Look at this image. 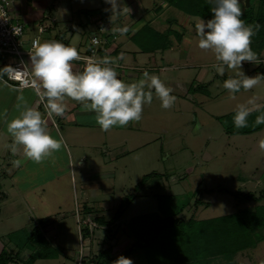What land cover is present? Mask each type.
<instances>
[{"label": "rangeland", "instance_id": "rangeland-1", "mask_svg": "<svg viewBox=\"0 0 264 264\" xmlns=\"http://www.w3.org/2000/svg\"><path fill=\"white\" fill-rule=\"evenodd\" d=\"M242 1L245 2L241 0V4ZM258 1L252 0V4L257 3L255 9ZM163 2L121 0L118 10L123 8L124 12L112 22L111 5L102 0L100 12L93 19L98 22L95 30L85 26L82 35L84 40L89 37V42L93 30L100 36L98 28L106 23L104 6L110 12L111 32L122 28H118L121 21L128 24L131 18H143L146 23L153 22L150 27L164 39L174 34L173 51L143 55L129 40V32L119 33L115 45L122 47L124 62L116 56L111 57L113 66L121 63L126 68L114 69L125 84L138 82L145 71L157 75L176 97L173 106L163 109L153 92L152 103L144 105L141 119L132 121L131 131L86 129L81 137L75 135L71 140L67 137L70 153L59 148L43 162L31 160L25 164V157L16 162V154L6 146L5 155L2 158L0 155V254L3 251L15 254L17 234L24 230L31 233L40 221L48 219L52 223L46 228L40 224L36 226L47 246L55 251L60 249L63 247L61 238L76 246L72 247L70 260L60 255L59 259L44 258L34 264H77L79 249L82 252L78 260L82 264H96L97 257L110 247L109 257L124 256L133 264H148L144 252L125 255L127 244L130 246L131 240L134 244V239H127L123 233L135 218L161 216L160 210L166 209L175 219L204 221L239 210H252L257 205L246 196L264 193V150L259 148L264 131L252 136L230 137L221 120L235 112L240 104H246L252 112L257 110L256 106L258 110L264 108V79L252 89H242L234 95L223 87L226 79L238 78V72L253 77L255 69L261 64L264 67V54L263 60L242 62L241 69H225L220 75L213 67L218 63L214 51L198 47L200 37H194L187 29L188 44L182 45L175 38L176 33L169 29L168 24L179 22L183 15L168 10L155 18L151 10ZM147 10L151 14L145 19ZM108 44L101 46V50L104 51ZM8 59L10 56L0 54V85L1 79L6 77V69L10 68L6 64ZM169 65L177 69L163 72L162 69ZM250 99H254V105L247 104ZM70 163L73 166L69 168ZM41 197L48 204L50 215L38 210L42 205L37 199ZM123 202L125 209L120 221L115 220L109 226L101 228L87 217L75 223L86 209L93 212V218L100 215L110 221ZM197 202L203 205L197 207ZM80 231L87 234L86 238ZM115 233L117 237L114 238ZM82 236L84 249L80 248ZM37 243H43L40 236ZM36 251L40 256L41 249ZM42 252L48 254V250ZM247 253L233 261L264 264V242ZM31 255V250H24L19 259L26 262ZM150 257L153 260L154 255Z\"/></svg>", "mask_w": 264, "mask_h": 264}, {"label": "clouds", "instance_id": "clouds-1", "mask_svg": "<svg viewBox=\"0 0 264 264\" xmlns=\"http://www.w3.org/2000/svg\"><path fill=\"white\" fill-rule=\"evenodd\" d=\"M105 3L111 5L113 22L123 11V8L118 10L121 0H105ZM214 3L211 19L197 23L195 28L200 37L198 47L214 51L218 63L213 67L223 75L225 69H241L242 62L256 61V53L250 47L255 32L251 26H245L241 19V0H214ZM259 27L257 24V30ZM127 30L124 27L118 31L123 34ZM33 48L34 52L29 55L33 75L40 82L37 94L47 101L46 108L50 113L62 115L65 111L62 101L68 97L80 102L85 111L94 112L101 130L108 131L114 126L123 127L131 121H139L144 105L152 103L153 90L163 109L171 108L176 100L170 94L171 89L157 75H150L147 71L138 82L125 84L118 78L114 68L108 66L110 62L107 59H89L84 70L77 73L72 66V62L80 58L76 48L57 41H34ZM237 77L228 78L223 83V87L233 95L241 89H252L261 76L249 77L244 72H238ZM247 104L254 105V99H250ZM18 108H22L19 117L7 124V132L13 137L10 150L15 154L17 145L23 146L27 159L40 162L43 157L58 150L61 143L46 131L38 111L27 105H18ZM252 110L246 104L237 105L233 115L236 129L248 126L247 118ZM260 124H264V113L256 117L255 125ZM259 148L264 150V140L259 141ZM113 264L133 262L120 256Z\"/></svg>", "mask_w": 264, "mask_h": 264}, {"label": "trees", "instance_id": "trees-1", "mask_svg": "<svg viewBox=\"0 0 264 264\" xmlns=\"http://www.w3.org/2000/svg\"><path fill=\"white\" fill-rule=\"evenodd\" d=\"M166 2L184 14L199 17L206 21L211 19V9L215 6L214 0H166ZM255 5L252 4V0H250L248 8L243 4L241 19L245 26H251L255 32L251 38L250 47L256 53L257 61L263 60L261 57L264 54V0L258 1L256 9ZM257 24L260 25L258 30ZM133 42L145 53L165 50L169 46L168 39H164L151 27H146L136 34L133 37ZM7 73L8 69H6L5 75ZM258 75L261 76L260 79H264L262 64L253 71V77ZM234 113L221 120L228 135L246 136L264 129V124L255 125L256 117L264 113V108L251 112L247 118L248 126L241 129H236L233 125ZM262 179L264 182V175ZM246 199L257 203L254 209L239 210L232 215L204 221L175 219V216L169 215L166 209L160 210L161 216L152 214L135 218L128 223V231L123 233L129 239H134V244L126 250L125 255L131 256L137 252H144L148 264H214L218 261L223 264H233V259L238 253L254 249L264 242V193L259 196L250 194L246 196ZM202 204L196 203L197 207ZM124 209L123 202L117 213V218ZM95 224L103 226L106 221L103 218L95 219ZM41 225L46 228V221L40 222ZM39 230L36 228L31 233L27 230L18 233L19 239L14 241L17 252L14 254L3 251L0 254V264H34L35 261L44 258L59 259L60 255L67 258L61 248L55 251V249L47 246ZM36 231L38 232L36 233ZM86 235L84 233L83 236ZM11 236L10 238H12ZM39 236L40 240H43L42 244L37 243ZM36 249H41L40 256L36 255ZM43 249L48 250V254H42ZM111 249L110 247L103 251L97 257L96 264H113L119 257H109L108 254L111 253ZM24 250H31L32 252L30 259L26 262L19 259ZM105 255V260H102ZM152 255H154L153 260L159 258L161 261L154 262L150 257Z\"/></svg>", "mask_w": 264, "mask_h": 264}, {"label": "crops", "instance_id": "crops-1", "mask_svg": "<svg viewBox=\"0 0 264 264\" xmlns=\"http://www.w3.org/2000/svg\"><path fill=\"white\" fill-rule=\"evenodd\" d=\"M243 2L244 1H242L241 9H242L243 4L245 5L246 0L244 3ZM100 3H102V0H14L13 5H12V9H11V14L15 20L22 22L23 25L25 26V36L23 38L25 50H27V51L32 50V42L34 40H38L40 43L57 41V42L65 44L67 46L76 48L78 53H79V56H83L85 54V52L88 50L90 42H89V37L86 38V40H84L85 38L83 37L82 32H83L85 26H92L95 30L98 22L96 23L95 20H93V19H95V16H96L95 14L100 12V10H99ZM168 10H176V9L169 6L168 3L166 2V0H164V2L161 3L160 5H155V7L153 8V10H151V12H153L155 18H158V17H161L162 14ZM102 11H104V13H105L104 17L106 18L105 19L106 23L102 26L108 25L110 27V29L113 28V26L109 23L110 17L108 15V13H110V12L108 10L106 11L105 6H104ZM176 11L179 12L183 16H181V20H179V22L177 21L174 23H169L168 24L169 29H172L174 31L173 33H176L175 38L179 41V44L186 45V44H188L187 43L188 39L185 38V33H186L187 29H190L191 33H193V36L198 38L199 36L196 33L195 25L197 23H200L204 19L199 18V17L189 16V15L184 14L178 10H176ZM123 12L124 11H122V13ZM126 12H128V11L126 10ZM146 12L148 13V15L145 17V19L148 18L149 15L151 14L150 11H148V10ZM152 23L153 22H147L146 23V21H144L143 18H140L137 20H135V18H131V22L128 24H123L121 21V24H120V26H118V28L119 27L124 28L126 26L128 29L127 32H129L128 33V36L130 38L129 40L132 42L133 37L136 34L141 32V30H143L144 28L150 27L152 25ZM41 26L45 27V29H46V32L43 34L36 32V29L38 30L39 27H41ZM94 30H93V32H90V35L95 33ZM119 33H120L119 31L118 32L112 31L111 36H110V40H109V44L106 47H104L105 48L104 51L101 50L99 52V56H98L99 61H103V60L107 59L110 62L109 63L110 67L113 66V64L111 62V57H113V56L118 57V60L122 59L121 63L124 62L125 53L123 52L122 47L120 45H115V42L118 39ZM161 33H163V31H161ZM178 33H180V34L177 35ZM167 36H168L167 39L169 42V46L165 50H158L156 52H166V51L171 52V51H173L172 50L173 49L172 41H173L174 34L167 35ZM135 46L138 48L139 53H141L143 55H149L150 54V53L143 52L142 49L140 47H138L137 45H135ZM31 52L33 53L34 50ZM156 52H153V54ZM187 60H188V58H186V61ZM8 61L9 62L6 64H9L10 66L15 62V60L12 57H10V59H8ZM23 61L26 64L27 68L29 69V71H30L33 79L37 83V85H40V82L38 80H36V78L33 75L30 56H25L23 58ZM121 63L116 65L117 67L113 66V68L114 69H121V70L126 69L125 67H123V65ZM72 66H73L74 72L79 73V72L83 71V69L81 68V63L78 60L73 61ZM174 69L176 70L177 68H173L171 65H169V66H165L162 69V71L167 72L168 70L171 71ZM119 79H121V78H119ZM1 83H2V85H0V155L2 158V156H4L6 153L5 147L6 146L9 147V145L13 143V137L7 132V124L11 120L19 117L20 110H22V108H18V105H20V106L27 105L28 107H31L34 110L38 111L41 115L42 120L44 118H46V115H45L44 110H42L41 108L37 109L38 96H37V93L35 90H33V89L20 90V89H16L14 87H11V86L3 83V82H1ZM153 92H154V90H153ZM21 97H22V99H19ZM62 103L65 107V111L62 115L50 113V111L47 109L49 114H50V118H49L45 128H46V131L53 138L60 141V143H61L60 148H62L65 153H70V146L67 145V143H66L67 137L70 138V140H71L72 138H75L74 137L75 135H80L79 137L83 136L82 134H84L86 129H91V128L101 129V128L96 123L95 113L90 112V111H85L82 108V105L80 102L74 101L68 97H64ZM131 125H132V121L129 122L126 126H123V127H121V126L115 127L114 126L113 128H110V129L115 130V131H118V130L119 131H124V130L131 131L130 130V129H132V128H130ZM263 131H264V129L260 132L254 133L253 135H257ZM227 136H228V134H227ZM77 137L78 136H76V138ZM230 137H235V136H230ZM75 146L76 145H73V147H75ZM120 147H122V145ZM54 152L55 151H53L52 153H54ZM15 154H16V162L18 159H23L24 157L26 158L23 146L18 145L17 151L15 152ZM50 156H51V154H50ZM45 158H46V156L43 157L41 161L42 162L45 161ZM9 161L12 162V160H9ZM30 161H31L30 159L26 158L24 163L27 164V162H30ZM71 166H73V165L70 163L69 168ZM37 202H41V205H42L40 208H38V210H42V213H45V215H50V213H51L50 208H49L48 204L46 203V201H44L43 197L38 198ZM118 211L114 212L112 219L109 221V219H106V217H102L100 215L93 218L92 217L93 212L88 211V209H86V211L84 212L85 215L83 214L82 216L80 215L79 217H77L75 223L78 224V223H80V220H85V217H87L91 221H93V223L95 224V219L103 218L106 221L105 225H103V226H100L99 224H95V225H98L99 227L104 228L106 226L111 225L112 222H114L115 220L120 221L123 213L117 218L116 216H117ZM42 221H46L47 225H50L52 223L51 222L52 220H48V219L42 220ZM42 221H40V222H42ZM40 222H39V224H40ZM38 225H36V226H38ZM36 226L34 229H36ZM48 227L52 228V226H48ZM48 227H47V229H48ZM47 229H45V231ZM48 231H50V230H48ZM64 237H65V235H64ZM115 237H117V233L114 234V238ZM126 238L129 239L128 237H126ZM59 239H56L58 243H59ZM80 239H81V241H80V243H81L83 241V236H82V238L80 237ZM60 243L63 244V247H61V250L64 252V254L70 260L72 258L71 252H73V250H74L72 247H75L76 245L73 246L72 244H69L65 238H61ZM132 245H133V243L131 240V245L129 246V244H127V246H128V248H130ZM81 246H82V243L80 245V248L82 249L83 246L82 247ZM81 252H82V250L79 249L78 254L76 255L77 264H82L78 260L79 254ZM245 252L247 253V251H245ZM245 252L238 253L234 257V260H235V258L240 256L241 254H245ZM118 257H120V256H118ZM84 261L85 260H83L82 262H84ZM220 263H222V262L218 261L217 263H214V264H220ZM233 264H238V262L233 261Z\"/></svg>", "mask_w": 264, "mask_h": 264}, {"label": "built area", "instance_id": "built-area-1", "mask_svg": "<svg viewBox=\"0 0 264 264\" xmlns=\"http://www.w3.org/2000/svg\"><path fill=\"white\" fill-rule=\"evenodd\" d=\"M14 0H0V54H5L12 57L15 62L10 66L8 73L5 78L1 81L16 89H33L37 93V83H34V79L23 61L25 56H30L34 50L32 42V50L27 51L24 49L23 38L25 36V26L22 22L15 20L11 14V9ZM40 34L46 32L45 27L41 26L38 29ZM100 36L96 33L91 34L90 45L88 50L83 56H79L78 61L81 63V68L84 67L89 59L99 61L98 56L101 50V46L108 43V37L111 34V29L107 25L100 26L98 28ZM110 66V65H108ZM37 109L41 108L44 110L46 118L43 119L44 126L50 118V114L46 108L47 101L38 95ZM56 127V126H55Z\"/></svg>", "mask_w": 264, "mask_h": 264}, {"label": "water", "instance_id": "water-1", "mask_svg": "<svg viewBox=\"0 0 264 264\" xmlns=\"http://www.w3.org/2000/svg\"><path fill=\"white\" fill-rule=\"evenodd\" d=\"M245 6H246V8H248L250 6V0H246Z\"/></svg>", "mask_w": 264, "mask_h": 264}]
</instances>
